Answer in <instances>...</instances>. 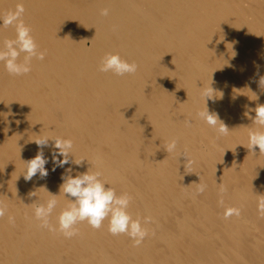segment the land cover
<instances>
[{
	"label": "bare ground",
	"instance_id": "1",
	"mask_svg": "<svg viewBox=\"0 0 264 264\" xmlns=\"http://www.w3.org/2000/svg\"><path fill=\"white\" fill-rule=\"evenodd\" d=\"M21 3L45 59L33 58L22 76L0 63V264H264V155L247 148L257 128L249 109L264 105V0H0V14ZM14 38L13 27L0 25V46ZM106 53L138 71L100 72ZM209 85L215 95L206 106L227 136L196 116ZM41 136L71 139L82 166L53 171L49 163L46 178L26 181L24 162ZM172 139L177 151L168 154ZM44 154L50 159L49 148ZM69 167L73 176L100 171L132 197L133 219L152 218L139 247L112 236L107 219L99 230L80 223L72 239L39 227L34 207L60 194ZM199 179L208 187L197 196ZM57 200L53 225L70 203L62 192ZM229 207L241 214L224 219Z\"/></svg>",
	"mask_w": 264,
	"mask_h": 264
},
{
	"label": "clouds",
	"instance_id": "2",
	"mask_svg": "<svg viewBox=\"0 0 264 264\" xmlns=\"http://www.w3.org/2000/svg\"><path fill=\"white\" fill-rule=\"evenodd\" d=\"M25 13L24 5L17 4L14 10L0 14V25L3 27H13L15 29V38L6 39L0 46V63H2L10 75L22 76L31 72V62L33 58L43 61L45 52L39 49L32 29L23 19ZM108 9L101 10V15L107 16ZM25 54L23 61L19 60L21 54ZM136 62H129L123 59L118 53H106L100 60L98 70L103 73H112L116 77H124L126 75H134L138 71ZM259 85L264 88V77L259 80ZM215 95L213 88L209 85L207 88L202 87L201 96L205 101L202 110L196 113V116L205 122L209 127L215 130L218 136H227L231 132L229 128L220 121L216 113L210 112L206 106V99H211ZM254 111L255 117L253 124L256 129L250 130L248 133L247 148L254 152L258 146L260 154L264 155V105H258L249 112ZM247 114V113H246ZM186 126H191V120L185 121ZM52 143H49V141ZM38 146V152L35 158L24 162L25 170L23 173L26 181H31L34 176L44 179L48 176L46 165L51 163L52 170L57 167L64 168L65 165L75 164L82 166L84 159L76 160L73 155L74 144L71 139L61 136H41L33 140ZM177 140L169 141L164 149L168 154L177 151ZM44 148L50 149V159L45 156ZM225 153V152H224ZM186 158L185 167L191 168L194 161L190 159L187 152L182 153ZM180 155V156H181ZM74 158V159H72ZM71 167L65 169L66 175H62L61 192L70 203L64 207L57 216V225H53L50 221L54 211L57 209V196L48 192L49 199L46 203L37 204L34 207V217L39 221V227L50 232H59L65 239H72L80 235L78 225L83 222L93 229L99 230L103 227L104 221L108 220V232L112 236L126 235L133 241L134 246L139 247L148 237L149 232L145 225L151 223V217H143L133 219L128 209L132 201V197L127 194H117L116 190L109 187L106 182L101 179L100 171L84 173H76L72 175ZM197 196L202 195L207 190V184L201 182L196 183ZM218 185V204L224 205V198L228 193V188L223 183ZM35 192L30 195H34ZM257 213L261 219H264V195H257ZM74 198V199H73ZM7 208L0 203V219L5 217ZM241 210L236 207L226 208L224 219H229L233 215L239 216ZM10 224L15 223V217L9 215Z\"/></svg>",
	"mask_w": 264,
	"mask_h": 264
}]
</instances>
